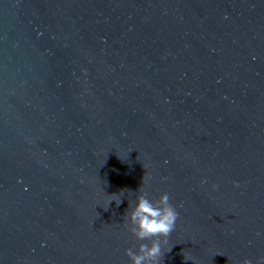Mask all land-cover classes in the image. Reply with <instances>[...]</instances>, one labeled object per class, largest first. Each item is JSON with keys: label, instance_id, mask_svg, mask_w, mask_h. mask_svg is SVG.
<instances>
[{"label": "water", "instance_id": "obj_1", "mask_svg": "<svg viewBox=\"0 0 264 264\" xmlns=\"http://www.w3.org/2000/svg\"><path fill=\"white\" fill-rule=\"evenodd\" d=\"M143 179L163 264H264V0H0V264H131Z\"/></svg>", "mask_w": 264, "mask_h": 264}, {"label": "clouds", "instance_id": "obj_2", "mask_svg": "<svg viewBox=\"0 0 264 264\" xmlns=\"http://www.w3.org/2000/svg\"><path fill=\"white\" fill-rule=\"evenodd\" d=\"M146 185L147 180L143 179L135 191L138 193L135 201L128 200L122 220L137 241L148 243H140L136 250L126 249V255L131 264H163L165 252L171 249L168 247V238L176 227L179 213L170 202L168 193H162L158 199H150L145 190ZM125 192L121 190L119 193L108 194L105 210L113 201L119 206ZM245 264L248 262L245 261Z\"/></svg>", "mask_w": 264, "mask_h": 264}]
</instances>
